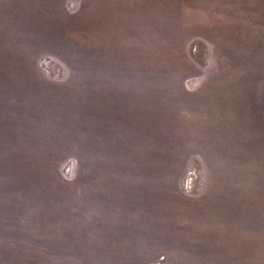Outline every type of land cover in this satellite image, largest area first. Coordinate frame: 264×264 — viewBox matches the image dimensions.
<instances>
[{"label": "rangeland", "instance_id": "rangeland-1", "mask_svg": "<svg viewBox=\"0 0 264 264\" xmlns=\"http://www.w3.org/2000/svg\"><path fill=\"white\" fill-rule=\"evenodd\" d=\"M0 264H264V0H0Z\"/></svg>", "mask_w": 264, "mask_h": 264}, {"label": "water", "instance_id": "water-1", "mask_svg": "<svg viewBox=\"0 0 264 264\" xmlns=\"http://www.w3.org/2000/svg\"><path fill=\"white\" fill-rule=\"evenodd\" d=\"M67 169H68V165L65 166V168H64V173L67 172Z\"/></svg>", "mask_w": 264, "mask_h": 264}]
</instances>
